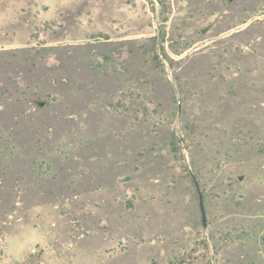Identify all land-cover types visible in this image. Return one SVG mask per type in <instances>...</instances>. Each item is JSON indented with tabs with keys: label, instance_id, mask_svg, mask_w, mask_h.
I'll list each match as a JSON object with an SVG mask.
<instances>
[{
	"label": "rangeland",
	"instance_id": "1",
	"mask_svg": "<svg viewBox=\"0 0 264 264\" xmlns=\"http://www.w3.org/2000/svg\"><path fill=\"white\" fill-rule=\"evenodd\" d=\"M0 229V264H264V0H0Z\"/></svg>",
	"mask_w": 264,
	"mask_h": 264
},
{
	"label": "water",
	"instance_id": "2",
	"mask_svg": "<svg viewBox=\"0 0 264 264\" xmlns=\"http://www.w3.org/2000/svg\"><path fill=\"white\" fill-rule=\"evenodd\" d=\"M230 1H232V0H230ZM39 105L44 106L45 102L40 101ZM192 176H193L194 182L196 184V187H197V190L199 193V203H200V210H201L202 219H203V226L206 227L207 226V213H206V207H205V197H204V194L200 188V185H199V182H198L196 176L195 175H192ZM243 178H244L243 176H240V179H243ZM0 236H1V229H0Z\"/></svg>",
	"mask_w": 264,
	"mask_h": 264
}]
</instances>
